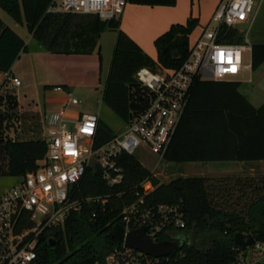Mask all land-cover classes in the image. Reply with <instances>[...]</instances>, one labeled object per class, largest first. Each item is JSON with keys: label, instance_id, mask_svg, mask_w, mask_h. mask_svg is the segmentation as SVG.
<instances>
[{"label": "trees", "instance_id": "trees-1", "mask_svg": "<svg viewBox=\"0 0 264 264\" xmlns=\"http://www.w3.org/2000/svg\"><path fill=\"white\" fill-rule=\"evenodd\" d=\"M53 0H0V9L15 22L24 19L31 45H26L0 20V89L7 85L6 75L21 53L91 55L98 47L101 33L114 31L115 41L101 103L122 124L134 114V95L140 99L141 86L136 73L146 68L153 72L178 69L188 55L189 37L198 19L172 25L154 41L157 57L152 59L119 28V20L101 21L94 15L48 12ZM129 4L173 7L177 0H127ZM226 43L240 44L237 30H222ZM250 70L264 63V44L251 45ZM238 81H195L175 133L162 156L166 163H225L264 161V103L253 107L239 92ZM146 91V90H145ZM147 94V92H145ZM148 106L149 96L146 95ZM15 99L0 95V124L14 117ZM146 110V109H145ZM141 112H144L139 110ZM114 135L98 118L95 146ZM0 147L8 159L1 174L20 178L37 167L46 153L44 140L4 141ZM118 164L124 172L121 184L109 187L97 166L86 169L73 188L72 199L107 197L104 204L82 203L63 228L55 229L50 247L46 240L37 247L34 264H91L121 242L109 237L110 229L121 223L124 207L143 196L139 184L148 179L153 190L143 196L147 205H179L185 229L180 232L178 249L172 258L180 264H234L244 252L234 242L236 233L251 234L264 245V183L251 177L177 178L167 184L156 179L132 156L123 154ZM137 193V194H136ZM165 240V238H161ZM175 241V239H174Z\"/></svg>", "mask_w": 264, "mask_h": 264}, {"label": "built area", "instance_id": "built-area-1", "mask_svg": "<svg viewBox=\"0 0 264 264\" xmlns=\"http://www.w3.org/2000/svg\"><path fill=\"white\" fill-rule=\"evenodd\" d=\"M127 4V0H53L48 12L94 15L108 22L119 20ZM253 4L252 0H218L211 20L189 43L187 58L178 69H140L135 79L149 96L146 110L101 146H95L98 115L69 117L66 107L78 106L80 100L60 86L53 88L55 92H64L66 101L44 116L45 156L36 163L35 170L0 194V264H34L40 242L53 240L54 230L63 228L70 215L78 214L82 203L106 202L105 196L71 198L87 168L97 166L102 180L113 187L123 181L124 172L118 164L121 155L132 156L142 148L162 158L184 113L193 83L232 81L248 68L242 58L251 53L247 33L253 23ZM222 30H237L242 42H223ZM6 80L20 85L18 79L6 76ZM139 188L143 196L153 190L148 179ZM143 196L120 213L121 223L116 225L123 228L124 236L145 227V235L152 243L178 241L186 227L180 206L147 205ZM120 241L119 246L91 264H180L178 258H172L173 254L154 258L125 246L124 239ZM234 264H264V245L254 240L237 255Z\"/></svg>", "mask_w": 264, "mask_h": 264}, {"label": "crops", "instance_id": "crops-1", "mask_svg": "<svg viewBox=\"0 0 264 264\" xmlns=\"http://www.w3.org/2000/svg\"><path fill=\"white\" fill-rule=\"evenodd\" d=\"M186 1H189V4L180 8V10H178L179 0L176 1L173 7H152L128 3L119 19V28L144 53L152 59H156L155 39L167 32L172 25L185 24L190 16L196 18L192 12V0ZM30 40L31 36L28 34L27 40L24 41L25 44L28 45ZM189 43H191L190 37ZM100 50L101 46L98 44L97 49L91 55H58L43 52L21 53L6 75L10 78L18 79L20 85L14 86L10 80H7L12 87L10 91L6 87L0 89V95L9 93L14 97L16 107L13 110L14 117L11 121L14 120L13 122L18 123L20 127L18 130L20 132L22 131L20 138L10 140H44L46 136L44 116L47 112L64 106L66 101L64 92L69 91L73 93L75 88L90 89L94 87L92 84L97 83L98 76L102 72ZM108 68L109 64L107 65L106 77ZM75 75L78 76L76 79L73 77ZM80 76L84 79L89 76V79L87 81L83 79V83H78L77 80ZM23 83L25 87L24 92L21 94L24 100L21 101L19 98L20 95L15 93L14 88L22 86ZM35 86L43 88L41 105L37 101L39 95L34 92ZM56 86L63 88L64 92L53 91V88ZM241 88H243V83ZM242 95L251 104L248 97L244 94ZM252 106L255 107L254 105ZM66 112L71 118H78L82 114L77 106H67ZM216 175L219 178L241 177L237 172L216 173Z\"/></svg>", "mask_w": 264, "mask_h": 264}, {"label": "rangeland", "instance_id": "rangeland-1", "mask_svg": "<svg viewBox=\"0 0 264 264\" xmlns=\"http://www.w3.org/2000/svg\"><path fill=\"white\" fill-rule=\"evenodd\" d=\"M253 1V23L249 28V25L245 26V30L249 31L247 33V38L250 44H264V0H252ZM218 0H192V12L199 20L198 27L193 31L190 36V42H192L196 36L201 32L202 28L205 27L212 18L213 12L216 8ZM189 1L179 0L178 10L187 6ZM120 19V18H119ZM0 20L8 26L20 39L23 41L27 40L28 33L26 30V25L24 19L22 18L21 22H15L11 19L5 11L0 9ZM100 40L98 42L101 46L100 55L102 58V72L98 76V81L91 87L87 88H75L72 95L80 100V104L77 108L80 112L83 113H93L97 114L98 118L102 119L113 131L114 134L121 132L125 125L122 124L109 110L104 108L101 103V96L103 91V86L106 80V70L107 65L110 64L111 54L113 50V45L115 41V33L112 30L107 29L100 35ZM31 45V40L28 43ZM146 54V53H145ZM243 65L248 66L236 79H230L232 81H238L243 83V88L240 92L248 97L251 104L255 107H259L264 102V63L260 68L252 72L250 70L251 57L249 53L243 54ZM109 69V68H108ZM75 79L78 76H73ZM81 76L77 80L78 83H83ZM87 76L84 80H88ZM12 88L7 81V85L4 88ZM25 84L22 86L14 88L16 94L20 95L19 98L21 101L24 100V97L21 93L24 91ZM42 89L41 87L34 88L38 96V103L41 105L42 101ZM5 90V89H4ZM140 100L136 101V95H134V105L137 106L134 110L136 116L142 114L145 111L146 98L145 90L140 88ZM14 121V120H13ZM6 121L0 124V133L3 136L4 141L7 139H18L21 137V132L18 130L20 127L18 123ZM16 124V125H15ZM23 130V128H21ZM20 132H18V131ZM134 157L153 177L158 181L159 184H167L170 181L177 178H209V179H218L219 176L216 175L226 172H237L241 177H251L257 181L264 183V161L260 162H250V163H240V162H225V163H210V164H201V163H185V164H172L166 163L162 158L157 157L156 155L150 153L148 150L138 148L132 154ZM8 159L4 155L0 147V194L4 191L10 189L17 181L18 178H13L1 174V172L7 170ZM236 178V177H233ZM121 242L120 240H118ZM247 254L250 257L251 249H247Z\"/></svg>", "mask_w": 264, "mask_h": 264}, {"label": "water", "instance_id": "water-1", "mask_svg": "<svg viewBox=\"0 0 264 264\" xmlns=\"http://www.w3.org/2000/svg\"><path fill=\"white\" fill-rule=\"evenodd\" d=\"M145 227H141L137 230H133L124 236V230L120 225H115L109 231L110 238L115 240L124 239V245L140 251L150 257H167L172 255L177 249L178 244L176 241H165L160 243H152L145 235ZM234 242L241 249L250 247L254 243V238L251 234L236 233L234 235ZM48 245L53 247L55 245L54 240L50 239Z\"/></svg>", "mask_w": 264, "mask_h": 264}, {"label": "snow or ice", "instance_id": "snow-or-ice-1", "mask_svg": "<svg viewBox=\"0 0 264 264\" xmlns=\"http://www.w3.org/2000/svg\"><path fill=\"white\" fill-rule=\"evenodd\" d=\"M221 55H223V53H221ZM233 71H235V69H232Z\"/></svg>", "mask_w": 264, "mask_h": 264}, {"label": "flooded vegetation", "instance_id": "flooded-vegetation-1", "mask_svg": "<svg viewBox=\"0 0 264 264\" xmlns=\"http://www.w3.org/2000/svg\"><path fill=\"white\" fill-rule=\"evenodd\" d=\"M177 242V244H178V241H176ZM179 245V244H178Z\"/></svg>", "mask_w": 264, "mask_h": 264}]
</instances>
